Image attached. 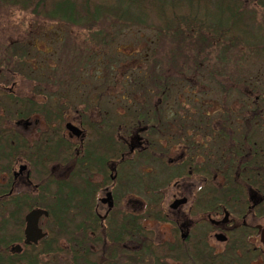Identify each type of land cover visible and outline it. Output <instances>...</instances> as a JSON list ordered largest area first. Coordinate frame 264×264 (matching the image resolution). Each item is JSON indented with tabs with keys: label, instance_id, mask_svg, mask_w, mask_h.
<instances>
[{
	"label": "flooded vegetation",
	"instance_id": "1",
	"mask_svg": "<svg viewBox=\"0 0 264 264\" xmlns=\"http://www.w3.org/2000/svg\"><path fill=\"white\" fill-rule=\"evenodd\" d=\"M62 45L65 46V43ZM55 50L49 49L47 52L52 55L47 75L29 73V89L19 88L15 81L10 84L0 81L1 216L4 220H16L20 228L23 226L19 230L21 244H10L9 251L20 252L22 244L26 245L24 217L31 210L43 209L38 206L43 185L46 182L50 184L47 195L50 200L54 191L52 180L67 179L71 171L79 167L83 244L97 250L92 243L94 239L101 253L116 251L118 264H152V251L159 252L160 264H198L197 257L193 255L198 252L199 236L205 238L206 264H258V259L264 262V251L259 240V228L264 227V222L258 223V219L262 220L264 216L260 212L258 190L255 193L251 191L247 197H199L200 189L216 188L220 195L229 187L225 181L217 180V175H213L209 182L203 178L199 184V165L195 164L199 160V147H204L206 143L210 147L209 141L216 153L210 149L215 154L210 158L213 161L212 172L221 173L227 167L225 163L230 161L228 153L223 154L222 165L215 162L221 152H230V146L225 145L232 133L231 125L238 124L240 129L244 119L236 109L223 112L224 118H216L218 115L215 113H220L228 102L227 97L222 103L210 102L207 95L198 96V87L202 88L197 85L199 81L197 84L190 81L186 85L183 79L177 80L178 90L175 91L171 83L168 88L166 73H151L155 76L151 86L158 94L157 100L151 101L152 91L146 90L150 88V81L143 76L149 85L145 87L143 97L147 103H132L128 106L132 107L128 119H119V111L115 107L118 103H109V108L100 103L102 91H96L98 88L93 89V96L91 92H85L79 97L62 90L66 83L58 78L64 71L59 69L60 60L57 65L55 63L54 57L59 55ZM38 65L34 67L38 68ZM96 67H99L98 63ZM83 69L79 73H83ZM100 70L96 73H101ZM79 73L78 81H75L74 73H69L71 76L67 84L71 82L78 87L81 83L84 87L81 81L83 75ZM13 74L17 73L11 76ZM126 74L127 80L121 81L130 84L131 80L133 85L125 88L131 91L130 96L135 99L136 93L133 91L137 88V82H134L131 74L145 73ZM215 75L209 73L210 78L213 76L209 85L211 89L215 87L213 84L219 87ZM95 77L102 79L99 75ZM172 90L175 96L172 97L177 100L173 104L179 115L175 118L170 117L175 110L170 104L167 107V101L173 99L168 95ZM227 93L230 92L227 90ZM89 95L92 100L89 104L93 107L91 112L84 107L90 100ZM74 100H78V108L74 106L78 103H72ZM210 105L216 110L203 111L201 113L208 116L199 118L198 110ZM189 106L188 111L185 108ZM263 106L264 102L258 111L261 117ZM142 108L144 112H141ZM73 114L78 117L71 118ZM262 123L258 122V130L264 131V120ZM66 124L74 126L79 134L73 133ZM227 129L229 134L226 133ZM198 131L202 133L198 134ZM262 131L258 133V140L264 141ZM239 136L240 142H243L245 135L239 133ZM139 153H143L146 159L142 157L140 166L136 156ZM189 182L192 183L190 189L186 186ZM169 186L178 192L172 195L166 207L164 194ZM182 199L183 203L174 206L176 201ZM41 219L46 220V217L42 215L39 218L38 226L42 229ZM124 219L128 223L122 228L120 239L110 240ZM137 221L141 229H136ZM166 223L170 227L168 233L157 234L152 228V225ZM217 235H222L224 240H219ZM221 244L223 247L218 249ZM182 253H191L192 258L188 254L180 256Z\"/></svg>",
	"mask_w": 264,
	"mask_h": 264
},
{
	"label": "rangeland",
	"instance_id": "2",
	"mask_svg": "<svg viewBox=\"0 0 264 264\" xmlns=\"http://www.w3.org/2000/svg\"><path fill=\"white\" fill-rule=\"evenodd\" d=\"M248 4L250 11L248 22L257 29L258 26L263 25L264 21L262 6L258 0H250ZM89 23L92 22H85L84 25L77 26L62 21H48L42 16L0 3V81H8V84L15 81L16 86L18 85L19 88L29 89L31 83L29 73H44V75H47L50 71L49 58L52 56L51 53L47 52L49 49H56V55L58 53L59 55H55V63L57 65L58 60H60L59 69L64 71L58 79L66 83L62 86V90H67L71 95L79 97L87 92H91L93 96L95 93L93 89L98 88L96 91H102L101 99L99 98L100 103L105 104L107 108L118 103L115 106L118 111L124 105L131 106L134 102L136 105L147 103L146 98L143 97L146 93L145 87L149 86L148 81H150V88L146 90L152 91L151 101L157 100L158 94L155 92L154 87L151 86L153 84L151 71L157 74L164 72L167 78L169 77L173 82L183 79L186 85L190 81H193V83L199 81L196 84L202 88L198 87V96L206 97L207 95V100L214 103H222L226 96L228 102L223 108L227 111H233L234 109L240 111L244 100L252 99L255 95H259V98L255 97L253 103H246V106H249V108L254 107L255 112L258 113L259 108L263 104L264 40L259 39L258 45L253 47L245 43H238L231 46L228 52H223L221 50L222 46L214 45L213 49L209 48L202 54L199 53L197 55V59L202 60L201 68L199 69L197 64L193 62L194 57L192 56L190 44L178 45L177 41L172 39L173 36L165 30L137 24L127 25V23L118 22L114 18L109 17H102L93 25H87ZM64 43L65 46L62 45ZM60 47H63L62 51ZM176 49L177 52H175ZM211 50L213 51L211 52ZM19 53L23 55H19ZM96 63L99 64V67H96ZM37 64H39L38 68L34 67ZM63 67L65 68L63 69ZM82 68H84V72L79 73ZM99 69H101V73H96ZM60 70H58V73H60ZM116 70L118 73H116ZM142 70L145 71L143 76H146L148 81L146 83L142 81L143 85H141V83H138V77L131 74L134 82H137L135 85L137 88L133 91L136 93L135 99L130 96L132 100L121 101L119 95L124 93L123 90L126 89L125 87L123 89V86L119 83L123 79V74L138 73L139 71L141 73ZM12 73L17 74L11 76ZM69 73H74L75 81H78L77 73L83 75L81 81L84 87L81 83H79L78 87L73 86L71 82L68 85L67 82L71 76ZM209 73L216 74L215 78L219 87L209 88L213 78V76L210 78ZM96 75H99L102 79L96 78ZM131 77H129V80ZM154 83L155 85L158 84L156 81ZM40 84L45 83L41 82ZM130 84L133 85L131 80ZM173 86H176V83H173ZM221 87L226 88L229 92L232 91V93H222L223 89ZM177 90L178 87L175 91ZM172 94H174L173 90ZM113 96L117 97V99ZM184 96L185 93L182 91V97ZM88 98L90 99L91 96L89 95ZM87 101L84 107L87 108L88 112H91L93 107L89 102L92 100ZM167 102H169L167 107L170 104L172 110H175L176 105L173 103L176 101L170 98ZM72 103H78V100H74ZM109 103L110 105H108ZM74 106L78 108L79 103ZM112 108L114 110V107ZM189 108L190 106L185 109L189 111ZM206 108H208V111L211 110V112L216 110L213 105ZM141 110L145 109L142 108ZM215 114L218 115L216 118H222L223 112ZM70 117L77 118L78 116L73 114ZM247 121V119L241 121L240 129H238V124L231 125L232 133L225 146L229 145L230 148L238 151V144L241 140L239 133L245 135L250 130L253 131L252 124L249 123L247 125ZM253 122L258 127V123L256 121ZM199 132L198 134H200ZM226 133L229 134L228 129ZM201 137L203 136L201 135ZM209 142L210 147L207 146V143L204 147H199V160H196V165L203 163L204 156H209L210 158H212V154L215 156V148L211 141ZM175 155L176 153L172 157L174 158ZM228 155L230 160L233 158L236 160L234 161L235 164L237 162L236 156L230 152ZM221 175V173L218 174L217 180H222ZM200 182L201 175L199 176V184H201ZM191 184L190 182L187 183L188 189L192 187ZM177 192L178 190L173 186L168 187L164 194V206L167 207L166 204L172 200V195ZM1 213L2 210L0 209V220H3ZM22 213L23 216L25 211ZM262 220L258 219V223H263L264 218ZM10 222V228H12L10 233L18 234L23 226L20 228L16 220ZM40 226L43 230L46 229L47 223L45 219L40 220ZM152 228L157 231V234L168 233L170 230L168 223L165 225H152ZM8 247H4V249L9 252ZM222 247L223 245L221 244L218 249ZM66 259L67 257L64 256H46L41 261L46 264H53L62 263ZM262 263V259H258V264Z\"/></svg>",
	"mask_w": 264,
	"mask_h": 264
},
{
	"label": "trees",
	"instance_id": "3",
	"mask_svg": "<svg viewBox=\"0 0 264 264\" xmlns=\"http://www.w3.org/2000/svg\"><path fill=\"white\" fill-rule=\"evenodd\" d=\"M248 2L250 0H0V3L42 16L48 21H62L81 25H84L85 22H92L87 25H93L100 18L109 17L114 18L118 22L127 23V25L137 24L165 30L173 36L172 39L176 40L178 45L190 44L192 56L194 57H192L193 62L197 64L199 69L201 68L202 60H198L197 55L199 53L202 54L209 48L213 49L214 45L222 46L221 50L228 52V49L235 44L245 43L253 47L258 45L259 39L264 40V21L263 25L258 26L257 29L248 22L250 14ZM258 2L262 6L264 17V0H258ZM175 52H177V49ZM19 55H22V53H19ZM194 63L193 65H195ZM141 73H145V71L142 70ZM151 73L155 72L151 71ZM127 76V74H123L122 80H127L125 78ZM136 76L138 77V83L142 81L146 83L143 74ZM154 77L152 75L151 79ZM167 79L168 88L170 83L171 85L176 83L173 88L178 87L177 81L173 82L169 77ZM241 81L243 80L241 79ZM119 83L126 88L130 86L125 81ZM213 85L218 87L216 84ZM221 88L223 89L222 93L226 94L227 89ZM168 91L169 89H167ZM123 92L119 95L121 101L132 100L130 98V90L126 91L124 89ZM168 95L175 97L171 91ZM255 97L259 98V95H255L247 101L244 100V103H253ZM172 100L174 101V98ZM130 108L132 109V107L127 105L121 107L119 119H128ZM253 108H249L246 105L241 107L240 117L248 120L247 125L249 123L252 124L253 131L250 130L249 133L245 134V140L238 144V151L230 148V153L236 156L237 162L234 164L236 160L234 158L231 159L228 163H225L227 165L226 169L221 171L222 180L229 187L223 190L220 195L217 194L216 188L200 189L199 197H214L216 199L219 197H247L251 191V193H255L258 190L260 212L264 216V141L262 139L258 140V133L262 130H258L259 126H255L253 122H263L264 110L262 118ZM262 108L264 109V106ZM177 111L178 109L170 117L179 116ZM198 111L199 118L208 116L201 113L208 111L206 108ZM226 111L224 108L220 109V113H225ZM141 112H144V110ZM224 113L221 115L222 118L225 117ZM143 117L139 116V118ZM219 133L223 134V132ZM221 153L218 155L219 159L215 160L216 163L221 164L223 157L225 158L229 151ZM102 156L105 157V153ZM136 156L137 163L140 166L143 163V159H146L143 153H139ZM142 157L144 158L142 159ZM212 162L209 156H204L203 163H199L198 173L199 176L201 175V181L205 178L209 182L213 175L218 176L219 173L210 170ZM79 177V167H76L71 171L67 179L52 180L54 191H52L53 195H51L53 198L50 200L47 199L50 184L46 182L40 189L38 206L45 209L48 212V216L46 217V229L43 230L45 235L37 244H22L20 252H8L4 247H8V244L21 242L22 236L20 231L18 234L10 233L12 229L10 228V221L0 220V264H46L41 261L46 256L67 257L62 263L53 264H118L116 251L110 253L108 250L105 251L106 253H101L100 246L96 245L94 239L92 243L95 248L97 247V250L85 247L83 244L84 239L81 236L83 220L81 219L79 203ZM216 202L218 203V201ZM127 223L128 221L124 219L123 223L116 227L117 232H114L115 234L110 240H119L122 228ZM135 226L136 229H141L138 221ZM198 240V252L197 255L194 254L193 256L197 257L198 264H206L205 238L204 236H199ZM187 254L189 258H192L191 253ZM187 254L182 253L180 256L185 257ZM150 256L152 264L161 263L159 252L152 251ZM175 257L177 258V255ZM216 258L218 259L219 256H216Z\"/></svg>",
	"mask_w": 264,
	"mask_h": 264
},
{
	"label": "water",
	"instance_id": "4",
	"mask_svg": "<svg viewBox=\"0 0 264 264\" xmlns=\"http://www.w3.org/2000/svg\"><path fill=\"white\" fill-rule=\"evenodd\" d=\"M66 127L70 129L73 133L76 135L79 134V131L72 125L66 124ZM184 199L176 201L174 206L183 203ZM48 216V212L44 209H34L28 212L25 217V226L23 230V235H24V244L29 245V244H37L39 240H41L45 233L42 231V229L38 226V221L40 216ZM259 240L262 244V248L264 251V227L259 228ZM219 240H224V237L222 235H217L216 236ZM17 248V247H16ZM18 249V248H17Z\"/></svg>",
	"mask_w": 264,
	"mask_h": 264
}]
</instances>
